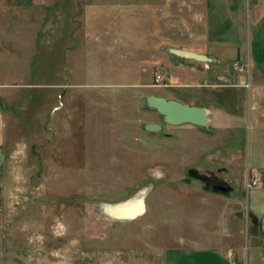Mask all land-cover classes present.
<instances>
[{"label":"rangeland","instance_id":"374dc122","mask_svg":"<svg viewBox=\"0 0 264 264\" xmlns=\"http://www.w3.org/2000/svg\"><path fill=\"white\" fill-rule=\"evenodd\" d=\"M39 2L0 7L4 264H264V22L253 28V0L236 73L170 51L183 35L172 0ZM221 67L243 84L225 90L233 115L219 132L146 106L148 94L203 101L169 85ZM214 174L227 191L212 188ZM129 201L144 211H109Z\"/></svg>","mask_w":264,"mask_h":264},{"label":"crops","instance_id":"0c3cea01","mask_svg":"<svg viewBox=\"0 0 264 264\" xmlns=\"http://www.w3.org/2000/svg\"><path fill=\"white\" fill-rule=\"evenodd\" d=\"M40 0H0V7L12 6V7H27L36 5ZM244 0H172V7L174 13V29L181 31L183 29V35L178 36L176 41L179 49L189 50L196 53H200L206 57L205 60H197L194 58V62L204 61L205 66L210 67L211 64H223L224 62L232 63V72H238L234 68V62H238L240 59V49L237 48V42H235L239 35V28L241 25V13ZM252 20L253 28L259 26L264 22V1L253 0L252 2ZM241 30V29H240ZM253 54V51L251 52ZM175 55V54H174ZM179 59H185L187 57L175 55ZM178 65H183L179 64ZM208 70V69H207ZM260 70V69H258ZM226 71L222 67L212 72L211 76L203 81L193 78L188 81H177L174 84H191L199 87V91L196 93L198 97L205 92L203 101H199L197 104L203 106L206 109V115L208 118L207 126L208 132L211 134L219 132L223 129L222 120L232 117L233 113L223 110L222 99L225 97L224 92L227 89L235 87L237 84H243L242 82H235L224 74ZM213 77L219 78V82L214 81ZM261 88L259 96V114L260 118H264V82H258L257 85ZM204 87V88H203ZM204 90V91H203ZM192 95V94H191ZM193 125V124H189ZM3 119L0 116V149L2 147L3 138ZM192 127V126H191ZM208 133V134H209ZM230 158L234 155L229 156ZM260 184V180L258 182ZM259 186H254L249 191L253 192V196L257 194ZM250 192V193H251ZM250 213L256 217L257 220L261 217L258 212L251 211ZM256 231L253 237H256ZM232 247V246H231ZM4 247L0 246V264H4L3 252ZM227 254L231 253V248L228 247Z\"/></svg>","mask_w":264,"mask_h":264},{"label":"water","instance_id":"95a60500","mask_svg":"<svg viewBox=\"0 0 264 264\" xmlns=\"http://www.w3.org/2000/svg\"><path fill=\"white\" fill-rule=\"evenodd\" d=\"M170 51L179 56L187 58H194L197 60H205L206 57L200 53H196L189 50H183L179 48H170ZM169 88L179 94H196L199 91V87L191 84H171ZM146 106L150 109L156 110L162 118V121L172 125H178L182 123H190L196 126H207L208 118L206 115V109L203 106L189 104L182 102L174 98H165L156 94H148L145 97ZM144 128L149 131H157L161 128V124L156 122H147L144 124ZM214 190L227 191L228 187L220 184L212 185ZM133 201L121 203L109 208L111 214L120 217H134L141 214L144 211H136L132 214H125L120 212V208L130 206Z\"/></svg>","mask_w":264,"mask_h":264},{"label":"bare ground","instance_id":"6f19581e","mask_svg":"<svg viewBox=\"0 0 264 264\" xmlns=\"http://www.w3.org/2000/svg\"><path fill=\"white\" fill-rule=\"evenodd\" d=\"M142 209H143V207H142L141 203L140 204H132V205L127 206V207H122L121 212H123L125 214H127V213L132 214V213H135L136 211H138V212L142 211Z\"/></svg>","mask_w":264,"mask_h":264},{"label":"flooded vegetation","instance_id":"af4514ba","mask_svg":"<svg viewBox=\"0 0 264 264\" xmlns=\"http://www.w3.org/2000/svg\"><path fill=\"white\" fill-rule=\"evenodd\" d=\"M210 179H211V183H212V185H214V184H220V185H225L224 183H222V181L220 180V178L217 176V175H211L210 176Z\"/></svg>","mask_w":264,"mask_h":264},{"label":"built area","instance_id":"2783aa9c","mask_svg":"<svg viewBox=\"0 0 264 264\" xmlns=\"http://www.w3.org/2000/svg\"><path fill=\"white\" fill-rule=\"evenodd\" d=\"M234 66H235L236 70H238V71H244L245 70V66L241 63L239 64L238 62H234ZM255 182H256V180H253L252 184H254Z\"/></svg>","mask_w":264,"mask_h":264}]
</instances>
